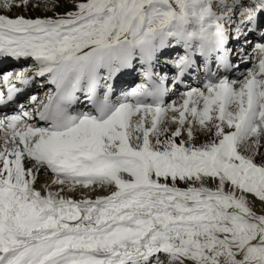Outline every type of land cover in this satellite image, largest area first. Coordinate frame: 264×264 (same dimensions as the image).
Listing matches in <instances>:
<instances>
[{
  "label": "snow or ice",
  "instance_id": "snow-or-ice-1",
  "mask_svg": "<svg viewBox=\"0 0 264 264\" xmlns=\"http://www.w3.org/2000/svg\"><path fill=\"white\" fill-rule=\"evenodd\" d=\"M0 264H264V0H0Z\"/></svg>",
  "mask_w": 264,
  "mask_h": 264
},
{
  "label": "bare ground",
  "instance_id": "bare-ground-1",
  "mask_svg": "<svg viewBox=\"0 0 264 264\" xmlns=\"http://www.w3.org/2000/svg\"><path fill=\"white\" fill-rule=\"evenodd\" d=\"M57 11H59V12H64L65 11V9H63V8H60V9H57ZM29 15H31V16H33V17H35V16H43V15H51V13H43V12H31V13H29ZM246 67H251V65L250 64H248ZM135 75V74H134ZM133 75V76H134ZM126 78H131V77H126ZM39 94H41V93H39ZM176 97H172V99H175Z\"/></svg>",
  "mask_w": 264,
  "mask_h": 264
}]
</instances>
